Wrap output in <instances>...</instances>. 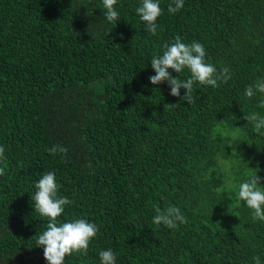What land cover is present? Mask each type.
Returning <instances> with one entry per match:
<instances>
[{
	"label": "trees",
	"instance_id": "1",
	"mask_svg": "<svg viewBox=\"0 0 264 264\" xmlns=\"http://www.w3.org/2000/svg\"><path fill=\"white\" fill-rule=\"evenodd\" d=\"M170 3L160 0L152 36L135 11L141 0H118L115 26L102 0H0V264H47L36 244L47 218L33 196L49 171L72 201L59 221L99 227L87 255L64 264H100L109 248L115 264H264V221L236 204L249 169L264 178V135L243 119L264 116V94L244 95L264 80V0H184L175 14ZM177 35L231 73L217 88L196 85L191 105L148 79ZM56 144L66 159L46 151ZM153 204L180 208L187 223L153 224Z\"/></svg>",
	"mask_w": 264,
	"mask_h": 264
},
{
	"label": "clouds",
	"instance_id": "2",
	"mask_svg": "<svg viewBox=\"0 0 264 264\" xmlns=\"http://www.w3.org/2000/svg\"><path fill=\"white\" fill-rule=\"evenodd\" d=\"M106 9L105 17L108 22L116 24L120 20V14L115 5L118 0H102ZM184 7V0H173L168 5L167 11L170 14L177 13ZM136 14L144 22V30L147 34L156 36L158 34V18L162 15L163 9L160 7V0H141V5L136 8ZM161 55H154L151 59V68L155 75L148 79L152 85H159L167 82L170 87V95L179 98V101H186L188 105L194 103L193 93L196 85L211 86L217 88L222 83H227L231 79L228 67L217 68L208 62V53L204 46L196 41L185 43L183 38L177 35L171 43L162 45ZM180 74L187 69L189 78L181 79L173 77L169 72ZM180 89H184L181 96ZM257 93L264 94V80H257L254 85H249L244 90V95L252 98ZM169 108L179 107L180 103L167 104ZM264 106V101L261 102ZM243 119L252 125L255 133L264 135V116L256 112L246 114ZM50 155H60L66 159L68 149L60 144L53 145L46 149ZM235 151V150H233ZM6 161L5 147L0 146V163ZM249 169V168H248ZM254 174L238 185L237 206L240 202L251 210L253 216L259 221H264V187H261V180L257 175L259 169L252 170ZM6 167H0V176H4ZM60 184L57 183L55 173L52 171L44 173L35 183V194L33 196L34 209L41 216L47 218L46 230L40 234L36 240L37 246L43 247V257L47 264H64L65 258L73 254L87 255L90 242L97 236L99 227L86 219L76 218L68 222L61 223L59 217L64 214L65 206L70 205L67 197L59 195ZM229 188H237V185L229 181ZM155 215L152 223L163 225L168 229H176L181 224L187 223V218L180 208L169 204L163 210L153 204ZM100 264H115L116 257L109 248L99 252ZM254 264H261L259 256L253 257Z\"/></svg>",
	"mask_w": 264,
	"mask_h": 264
},
{
	"label": "rangeland",
	"instance_id": "3",
	"mask_svg": "<svg viewBox=\"0 0 264 264\" xmlns=\"http://www.w3.org/2000/svg\"><path fill=\"white\" fill-rule=\"evenodd\" d=\"M218 132H219V134L222 136V138L224 139H228V141H230V142H232V143H235V144H240L241 142V140H235V139H233V136H231V132H234V133H238V131L237 130H235V131H227L226 129H219L218 130ZM239 134V133H238ZM229 172V171H228ZM228 177H229V173H228Z\"/></svg>",
	"mask_w": 264,
	"mask_h": 264
}]
</instances>
